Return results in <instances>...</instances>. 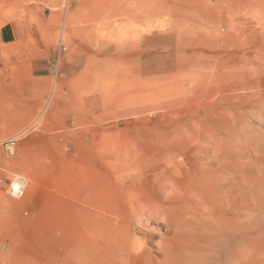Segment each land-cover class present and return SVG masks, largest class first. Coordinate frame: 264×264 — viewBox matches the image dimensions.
<instances>
[{
    "label": "rangeland",
    "instance_id": "obj_1",
    "mask_svg": "<svg viewBox=\"0 0 264 264\" xmlns=\"http://www.w3.org/2000/svg\"><path fill=\"white\" fill-rule=\"evenodd\" d=\"M6 26L0 264H264V0H0Z\"/></svg>",
    "mask_w": 264,
    "mask_h": 264
},
{
    "label": "built area",
    "instance_id": "obj_2",
    "mask_svg": "<svg viewBox=\"0 0 264 264\" xmlns=\"http://www.w3.org/2000/svg\"><path fill=\"white\" fill-rule=\"evenodd\" d=\"M65 49L62 45H60V48L56 51V53L53 56V59L49 62L51 66L58 65L60 62L61 54L64 52ZM0 146L7 152L13 154L14 146H15V140L14 139H8L0 143ZM28 182L25 178L21 176H17L14 178L5 188V192L9 194L10 196L14 198H22L25 190L27 188Z\"/></svg>",
    "mask_w": 264,
    "mask_h": 264
},
{
    "label": "crops",
    "instance_id": "obj_3",
    "mask_svg": "<svg viewBox=\"0 0 264 264\" xmlns=\"http://www.w3.org/2000/svg\"><path fill=\"white\" fill-rule=\"evenodd\" d=\"M15 34V30L13 28H9V27H4L0 30V39L4 42L7 41L9 39H11V37H14ZM10 35H12L10 37Z\"/></svg>",
    "mask_w": 264,
    "mask_h": 264
}]
</instances>
